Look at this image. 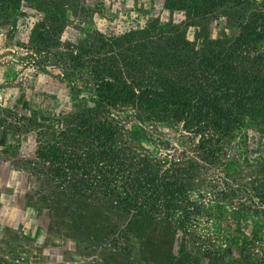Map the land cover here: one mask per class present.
<instances>
[{
    "label": "trees",
    "instance_id": "obj_1",
    "mask_svg": "<svg viewBox=\"0 0 264 264\" xmlns=\"http://www.w3.org/2000/svg\"><path fill=\"white\" fill-rule=\"evenodd\" d=\"M63 1L0 0V10L19 14L30 4L40 18L25 39L49 48L46 34L65 24ZM161 9L164 19L138 29L60 43L64 52L54 55L68 64L69 109L58 118L1 111L0 125L12 114L7 124L18 134L8 149L33 138L28 200L60 214L91 251L113 248L106 256L114 261L123 256L114 249L134 240L159 263L264 264V3L163 0ZM217 13L213 29L201 23ZM116 109L131 113L129 129ZM152 124L191 136L219 186L196 200V164L161 157L145 128ZM235 140L246 171L222 162ZM230 202L216 216L207 208ZM207 223L230 228L222 244Z\"/></svg>",
    "mask_w": 264,
    "mask_h": 264
},
{
    "label": "rangeland",
    "instance_id": "obj_2",
    "mask_svg": "<svg viewBox=\"0 0 264 264\" xmlns=\"http://www.w3.org/2000/svg\"><path fill=\"white\" fill-rule=\"evenodd\" d=\"M255 1L264 3V0ZM63 3L65 24L60 32L46 34L44 42L53 45L49 48L25 39L40 18L30 4H25L19 14L0 10V115L4 110L39 122L58 118L69 109L65 80L68 64L54 55L64 52L60 43H82L97 34L118 35L138 29L146 21L166 17L161 9L163 0H65ZM222 17V13H217L201 23L213 29ZM112 114L129 129L131 113L116 109ZM7 116L0 125V264H171L152 261L134 240L126 251L115 248L123 256L111 260L106 255L113 248L97 246L91 251L88 244L75 240L70 228H62L64 220L59 221L60 214H49L38 200H28L25 190L30 180L28 170L34 162L30 146L33 138L27 137L22 149H8L9 144L17 142L18 134L7 124L13 121V115ZM145 128L158 140L161 157L196 164L192 186L196 200L198 195L210 191V185L216 187V172L197 158L196 142L180 126L152 124ZM236 143L235 140L224 145L222 162L237 163L240 170L246 171L247 167L239 161ZM231 204L220 207L209 203L207 208L216 216L221 211L230 212ZM203 227L212 229L218 244H222L230 229L226 224L219 227L207 223ZM199 232L205 233L202 229Z\"/></svg>",
    "mask_w": 264,
    "mask_h": 264
}]
</instances>
